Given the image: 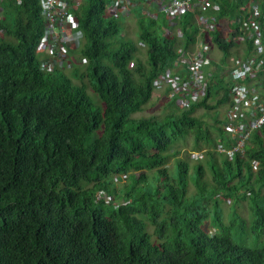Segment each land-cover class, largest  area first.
<instances>
[{"label": "trees", "instance_id": "16d2710c", "mask_svg": "<svg viewBox=\"0 0 264 264\" xmlns=\"http://www.w3.org/2000/svg\"><path fill=\"white\" fill-rule=\"evenodd\" d=\"M65 1L85 39L71 54L86 66L69 77L40 69L38 0H0V264H264V126L243 157L216 151L232 147L218 111L231 104L227 59L240 34L227 42L220 31L202 32L190 13L158 24L143 0H128L147 47L144 66L122 36L124 16L108 13L115 0ZM213 2L214 15L231 20L247 0ZM199 42L223 56L206 68L205 95L184 111L171 96L162 118L135 117L154 81ZM201 110L214 114L212 128ZM189 137L194 153L208 147L206 168L173 152ZM242 202L250 225L236 212Z\"/></svg>", "mask_w": 264, "mask_h": 264}, {"label": "built area", "instance_id": "2783aa9c", "mask_svg": "<svg viewBox=\"0 0 264 264\" xmlns=\"http://www.w3.org/2000/svg\"><path fill=\"white\" fill-rule=\"evenodd\" d=\"M38 3L44 22L43 36L35 49L36 54L44 56L40 69L53 71L56 67L64 69L85 64L84 60L71 54L72 50L80 47L83 37L77 30V19L71 13L68 2L38 0ZM143 5L146 16L155 20L162 15L168 24L189 13L196 15L202 32L222 31L227 42L233 34H240L236 40L239 46H243V53L227 67L233 86L230 91L231 104L222 125L232 147L219 145L216 151L230 159L237 154L243 157L252 134L264 126V84L259 81V75L264 71V0H248L240 10L242 15L231 20L214 15L220 8L213 0H143ZM133 7L128 0H115L108 7V13L116 19L128 17ZM248 43L252 47L250 56L247 55ZM210 52L208 43L199 42L193 51L181 53L176 59L175 68L154 81V88L170 87L172 97L176 98V107L181 111L189 109L206 93V68L213 62ZM181 73L185 75L181 76Z\"/></svg>", "mask_w": 264, "mask_h": 264}, {"label": "rangeland", "instance_id": "374dc122", "mask_svg": "<svg viewBox=\"0 0 264 264\" xmlns=\"http://www.w3.org/2000/svg\"><path fill=\"white\" fill-rule=\"evenodd\" d=\"M83 1L85 0H77V4L81 5L83 3ZM145 7V6H144ZM134 9V8H133ZM144 10V8H143ZM134 11V10H133ZM152 12L158 14L157 12H155L153 9L151 10ZM162 15H158V20L157 23L160 24L162 22ZM119 24L123 27V32H122V36L128 40L133 42L136 47H137V52L135 54V60H140L141 63L146 66V62H147V57H146V52H147V47L143 44H141L139 42V32H138V25H137V19L134 17L133 14L127 16H124L120 19ZM226 26H224L225 30ZM221 33L224 35V33L221 31ZM85 45V39L81 38L80 39V47L78 48V50L76 51L77 54H80L83 47ZM243 53V46H237L236 48H233L231 53H230V57H228V61H227V65L228 68L231 66L232 61L235 57L241 56ZM211 59L216 63L219 64L220 60L222 59V53L216 49V48H212L211 47ZM37 59L41 62L44 58V56H42L41 54L36 55ZM79 58V56H78ZM77 58V59H78ZM134 64H136V61H134V63H132L130 65V68H134ZM86 66V63L83 65H79L76 66V68H79L81 71L84 70ZM72 68H64L62 69V73L66 76H71V72H72ZM76 84H79V82H76ZM85 83H87V81L85 80ZM90 96L92 97V101L95 105V108L101 107L102 104L99 101V99L94 95V93L89 89L88 90ZM172 90L170 87H163L160 90H155L153 98L151 100V102L146 105L144 107L143 112H141L140 114H137L135 117H156V118H162L165 114L169 113L170 108L168 107V104L170 102V98L172 96ZM228 106H223L219 109L218 111V118L223 121H225V116H226V112H227ZM197 116L199 117H203L205 119V121L207 122V125L212 128V126L214 125V120H213V113H209V114H205L204 111H199L197 113ZM212 130V134L214 133V130ZM195 144H194V138L193 137H189L187 140H185L184 142H181L180 144H178L176 147L173 148V152H179V155L177 156V158H180L184 161H187L188 163H190V165H195L196 162H199L204 168H206V161H207V151L209 150L208 147H205L203 144H201V147L203 148V150L199 153H194ZM215 151V149H214ZM196 154V156L194 155ZM176 158L174 156L171 157L169 164H168V168L172 169L174 166V160ZM206 178L209 180L210 179V174L206 173ZM120 185L118 187L121 186V184H123V182L119 183ZM194 188L191 186L190 187V191L191 193L194 192L193 190ZM223 211H224V215L226 217V221L228 220V215L229 212L231 210L230 205L227 204H223ZM236 212L238 214H240L247 222L248 225H250L251 223V213L249 210V205L248 202H242L239 205H237L236 207ZM151 230V229H150Z\"/></svg>", "mask_w": 264, "mask_h": 264}, {"label": "crops", "instance_id": "0c3cea01", "mask_svg": "<svg viewBox=\"0 0 264 264\" xmlns=\"http://www.w3.org/2000/svg\"><path fill=\"white\" fill-rule=\"evenodd\" d=\"M247 1H248V0H247ZM262 10H263V9H262ZM194 49H195V48H194ZM194 49H193V50H194ZM77 50H78V49H77ZM75 51H76V49H75ZM210 54H211V52H210ZM210 57H211V56H210Z\"/></svg>", "mask_w": 264, "mask_h": 264}]
</instances>
